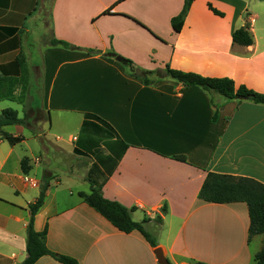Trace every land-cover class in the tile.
Wrapping results in <instances>:
<instances>
[{"label": "crops", "instance_id": "obj_1", "mask_svg": "<svg viewBox=\"0 0 264 264\" xmlns=\"http://www.w3.org/2000/svg\"><path fill=\"white\" fill-rule=\"evenodd\" d=\"M184 4L0 0V76H20L17 58L33 55L35 21L45 10L42 35L49 41L34 69L42 76L41 88L37 73L31 85L32 107L49 121L38 135L28 126L5 127L23 138L16 145L0 135V264L27 258L30 206L44 187L34 229L47 231L51 252L79 264H158L155 248L140 232L122 233L80 198L91 192L89 175L103 184L104 198L137 207L132 219L147 221L148 233L153 225L167 233L154 239L171 264H254L264 235L249 241L248 206L207 203L199 193L209 172L264 183V106L184 87L167 79L166 70L230 78L237 87L264 94V0H194L176 32L172 19ZM241 28L252 34L251 46L233 42ZM53 40L70 47L53 46ZM132 68L156 76L164 71L166 77L145 85ZM8 108L24 118L22 104L1 100L0 114ZM99 128L109 131L111 145L101 151L102 161H93L91 143L99 140L91 131ZM35 264L61 263L44 256Z\"/></svg>", "mask_w": 264, "mask_h": 264}, {"label": "trees", "instance_id": "obj_2", "mask_svg": "<svg viewBox=\"0 0 264 264\" xmlns=\"http://www.w3.org/2000/svg\"><path fill=\"white\" fill-rule=\"evenodd\" d=\"M193 2L194 0H185L184 8L180 15L172 19V26L176 32L181 31L184 19L187 16ZM209 8L216 15L223 16L221 12L214 9L211 5H209ZM233 42L235 44L248 47L253 44L254 40L248 28H241L233 34ZM52 45H61L65 48L70 47L68 43L58 40H53ZM94 53L95 52L93 51H89V54ZM17 64L21 71L20 76H0V101L12 100L18 102L19 104H24L23 98L17 97L16 91L18 86L23 83V78L27 72L24 61L18 58ZM128 65L131 66L130 61H128ZM132 69L133 75L137 78H140L145 85L152 84V81L146 77V73L152 72H140L135 68ZM166 74L171 79L181 83L184 87L197 86L205 91L216 92L230 100H249L255 104L264 106V94L250 90L245 86L237 87L234 81L230 78H207L195 73H186L179 70H174L169 66L167 67ZM87 117L101 121L112 131L110 125L101 120L99 117L91 114L87 115ZM215 118H217V115ZM47 119L49 121L48 117ZM27 122V115L24 116V118H20L18 111L12 108L5 109L0 114V135L12 145H16L20 143L23 138H15L4 132L3 129L13 125L28 126ZM31 132L34 135H38V133L34 132L33 130H31ZM126 148L127 146H125V149ZM120 157L121 155H119L118 159H120ZM109 159L112 160L111 158ZM174 159L181 162H187L184 156H175ZM22 170L24 174H28L31 170L28 158H24L22 160ZM89 181L91 184V192H81L79 194L80 198L85 203L96 210L122 233L130 234L134 231H138L144 236V238L151 244L153 248L157 247L155 239L150 233L146 231L144 227V224L147 221L137 223L132 219V213L137 210V207L128 209L118 202L107 200L104 198L102 193L103 184L97 183L96 181L92 180L91 177ZM45 194L46 187H44L42 190L36 203L30 206L31 217L27 227V258L22 264H35L40 258L44 256H50L61 264H79V262L72 257L51 252L46 244L47 231L45 230L44 232L40 233L34 229V217L44 203ZM199 199L207 203L220 205L245 203L248 206L250 217L249 241H251V239L255 236L264 235V183L248 177H236L232 175L209 172L200 190ZM164 211H166V209H164ZM157 223L161 225V216H158ZM197 264L206 263L199 262ZM254 264H264V246L262 250L255 256Z\"/></svg>", "mask_w": 264, "mask_h": 264}, {"label": "rangeland", "instance_id": "obj_3", "mask_svg": "<svg viewBox=\"0 0 264 264\" xmlns=\"http://www.w3.org/2000/svg\"><path fill=\"white\" fill-rule=\"evenodd\" d=\"M49 1V0H48ZM44 17H39L38 21L35 23L37 24V26H35V29H37V34L34 35V38H37L36 42L33 44V55H25V54H21L18 58H20L22 61L25 62V69H26V75L23 78V83L21 85L18 86L17 91H16V95L17 97L23 98L24 104H22V106L24 107V116H28V122L27 125L31 128V130H33L36 133H42V128H44V122L47 119L46 114H43L42 111L38 110V109H34L32 107V101L34 102V95L33 93H31V85L36 84V76L34 73L38 74V84H39V88L40 85L42 84V76L40 75V72L38 73L36 70V65L40 66L41 64V58H42V53L45 50V44L49 43V41H47V37H44V30L47 28L43 27L42 23L43 20L46 19V10L43 12ZM264 20V19H262ZM45 24L47 25V21L45 20ZM48 27V26H47ZM43 34V35H42ZM32 54V53H31ZM29 57V58H28ZM17 58V59H18ZM30 62H33L34 64L31 65ZM36 69V70H34ZM21 74V71H20ZM19 74V75H20ZM160 75L161 77H166L164 71H160ZM158 76V75H157ZM156 76V73L152 72V73H146V77L151 79V80H156L158 77ZM169 80H172L170 78H167ZM24 90V91H23ZM36 92V90H35ZM39 94V93H38ZM7 104H12L10 102H8ZM12 107H14V104L11 105ZM13 109V108H12ZM91 136H93V138H96L99 141L92 142L91 144L93 146H95L92 156L93 157L92 160L95 161V159L97 161H102L103 157L105 156L104 154H102L101 151H104L105 149H107V146H110V142H111V134L109 133L108 130H106L105 128H99L97 130H92L91 131ZM91 168V167H90ZM93 172V171H91ZM92 177V179L96 180L95 175H89V178ZM148 231L153 234V238H162L165 239L166 237V232L162 231V230H157L156 229V225L151 226Z\"/></svg>", "mask_w": 264, "mask_h": 264}, {"label": "water", "instance_id": "obj_4", "mask_svg": "<svg viewBox=\"0 0 264 264\" xmlns=\"http://www.w3.org/2000/svg\"><path fill=\"white\" fill-rule=\"evenodd\" d=\"M116 61L121 63V64L128 65V61L124 58L117 57ZM157 75L159 77H161L160 74H157ZM154 255L157 259L158 264H171V262L168 260V258L166 256V253H165L163 248H161V247L155 248L154 249Z\"/></svg>", "mask_w": 264, "mask_h": 264}]
</instances>
